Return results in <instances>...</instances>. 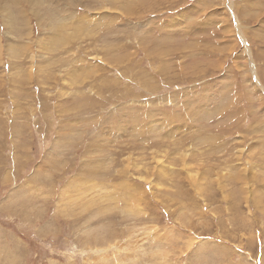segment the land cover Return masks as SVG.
Wrapping results in <instances>:
<instances>
[{"label": "rangeland", "instance_id": "rangeland-1", "mask_svg": "<svg viewBox=\"0 0 264 264\" xmlns=\"http://www.w3.org/2000/svg\"><path fill=\"white\" fill-rule=\"evenodd\" d=\"M0 229L2 264H264V0H0Z\"/></svg>", "mask_w": 264, "mask_h": 264}, {"label": "crops", "instance_id": "crops-1", "mask_svg": "<svg viewBox=\"0 0 264 264\" xmlns=\"http://www.w3.org/2000/svg\"><path fill=\"white\" fill-rule=\"evenodd\" d=\"M1 232H3V230L0 229V233H1ZM0 238H3V239H7V238H8V239H10L9 243H10V242H14L15 245H17L15 239H13L14 237H13L12 235H10V234H8V236H6L5 234H3V235L1 234V235H0ZM9 250H10V255H9V257L3 259L2 256H3L4 252H5L6 254H9ZM12 258H14V255H13V252H11V248L8 249L7 251H2V255L0 256V264H2V263L5 262V261H9V260L12 259Z\"/></svg>", "mask_w": 264, "mask_h": 264}]
</instances>
